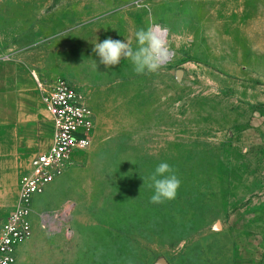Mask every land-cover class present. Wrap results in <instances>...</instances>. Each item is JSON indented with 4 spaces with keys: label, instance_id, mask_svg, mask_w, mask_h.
Listing matches in <instances>:
<instances>
[{
    "label": "rangeland",
    "instance_id": "obj_1",
    "mask_svg": "<svg viewBox=\"0 0 264 264\" xmlns=\"http://www.w3.org/2000/svg\"><path fill=\"white\" fill-rule=\"evenodd\" d=\"M139 29L167 33L157 71L99 63L96 38L135 50ZM34 76L80 90L95 129L16 264H264V0H0V215L51 141ZM160 162L181 186L150 204Z\"/></svg>",
    "mask_w": 264,
    "mask_h": 264
},
{
    "label": "built area",
    "instance_id": "obj_2",
    "mask_svg": "<svg viewBox=\"0 0 264 264\" xmlns=\"http://www.w3.org/2000/svg\"><path fill=\"white\" fill-rule=\"evenodd\" d=\"M34 81L51 123V142L18 180L16 206L0 225V264H16L17 248L32 235L34 198L68 170L76 153L89 147L95 129L93 112L80 90L63 81L43 83L35 76ZM39 227L51 228L44 216Z\"/></svg>",
    "mask_w": 264,
    "mask_h": 264
},
{
    "label": "clouds",
    "instance_id": "obj_3",
    "mask_svg": "<svg viewBox=\"0 0 264 264\" xmlns=\"http://www.w3.org/2000/svg\"><path fill=\"white\" fill-rule=\"evenodd\" d=\"M135 38L137 41L135 50L124 39L114 40L110 36H106L97 42L96 38L95 44L92 45V52L105 68L116 66L121 59L127 58L133 66V71L137 74L157 71L168 54L166 43L157 39L150 29L137 30ZM94 67L97 68L95 61ZM143 183L151 189L148 203L162 204L165 201L176 199L181 179L169 163L160 162Z\"/></svg>",
    "mask_w": 264,
    "mask_h": 264
},
{
    "label": "crops",
    "instance_id": "obj_4",
    "mask_svg": "<svg viewBox=\"0 0 264 264\" xmlns=\"http://www.w3.org/2000/svg\"><path fill=\"white\" fill-rule=\"evenodd\" d=\"M51 142V141H50ZM49 146H50V143H49V145H48V147L46 148V149H48L49 148ZM9 177L10 178H12L13 180L10 182V184H9V190H13V192H14V199H13V203H12V207H11V209L9 210V211H7V212H5L4 214H2V215H0V225H1V223L5 220V218L7 217V215L15 208V206H16V202H17V183H16V181H17V176H16V172H10V174H9ZM37 198V197H36ZM36 198H34V200H33V204H32V209H33V211H34V202L36 201ZM33 215V214H32ZM32 222H33V220H32ZM33 233H34V229H32V235H33ZM32 235H31V237H32ZM22 246V245H21ZM21 246H19L18 248H17V250H16V262H17V258H18V255H19V252H20V249H21Z\"/></svg>",
    "mask_w": 264,
    "mask_h": 264
},
{
    "label": "bare ground",
    "instance_id": "obj_5",
    "mask_svg": "<svg viewBox=\"0 0 264 264\" xmlns=\"http://www.w3.org/2000/svg\"><path fill=\"white\" fill-rule=\"evenodd\" d=\"M157 39L161 40V41H165L166 35L167 33L165 31L162 30H156L152 33ZM167 57L163 60L166 61Z\"/></svg>",
    "mask_w": 264,
    "mask_h": 264
},
{
    "label": "water",
    "instance_id": "obj_6",
    "mask_svg": "<svg viewBox=\"0 0 264 264\" xmlns=\"http://www.w3.org/2000/svg\"><path fill=\"white\" fill-rule=\"evenodd\" d=\"M162 62H164V61H162Z\"/></svg>",
    "mask_w": 264,
    "mask_h": 264
}]
</instances>
